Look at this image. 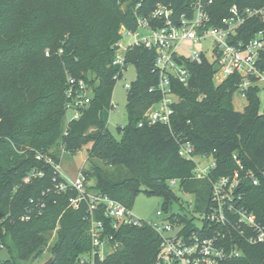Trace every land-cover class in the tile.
Returning a JSON list of instances; mask_svg holds the SVG:
<instances>
[{"label": "trees", "instance_id": "trees-1", "mask_svg": "<svg viewBox=\"0 0 264 264\" xmlns=\"http://www.w3.org/2000/svg\"><path fill=\"white\" fill-rule=\"evenodd\" d=\"M193 1L0 0V252L7 254L0 264L35 261L49 247L53 232L51 264H75L89 250L86 204L78 210L69 206L76 192H58L52 166L38 161V154L59 164L61 153H78L89 146V159L98 160L90 171H83L87 182L93 181L89 191L129 209L139 193L160 196L165 200L164 212L167 203L179 202L171 181L193 196L196 204L207 203L203 212L210 203V183L195 178V163L178 155L177 139L192 145L193 156L214 160L210 180L235 174L233 156L246 171H264V109L260 110L259 90L249 91L244 112L235 111L232 97L239 78L233 75L215 86L216 67L206 59L186 63L187 87L171 81L177 98L168 127L144 118L161 100L154 53L132 50L127 65L136 68L137 77L126 94L128 123L117 129L116 139L103 121L116 82L112 60L121 27L134 30L135 16L149 14L156 4L168 5L180 15L190 10ZM203 1L212 2L209 13L214 25L228 16L232 5L244 9L264 4V0ZM259 31L264 37V22L247 21L237 39L246 42ZM258 66L264 69V50ZM68 78L84 80L92 94L80 118L66 127ZM32 172L42 176L26 182ZM259 182L258 186L244 184L241 203L264 225V180ZM200 208L195 205L193 210L198 213ZM97 219L108 226L106 218ZM112 234L119 248L96 264H152L159 244L152 229L123 227ZM230 264H264V245L245 247Z\"/></svg>", "mask_w": 264, "mask_h": 264}, {"label": "built area", "instance_id": "built-area-1", "mask_svg": "<svg viewBox=\"0 0 264 264\" xmlns=\"http://www.w3.org/2000/svg\"><path fill=\"white\" fill-rule=\"evenodd\" d=\"M211 3L194 0L190 10L180 15L174 14L168 5L156 4L149 14L135 16L134 30L121 27L120 39L114 45L112 65L117 67V72L113 80L122 77L127 66V54L132 50L144 49L154 53L153 71L158 74L156 90L161 100L144 114L150 124L170 126L174 112L172 106L177 98L172 91L171 81L182 87L189 85L190 73L186 63L200 64L203 59L214 63L215 86L236 75L239 78L236 92L245 100L250 90L257 88L259 93L264 90V69L258 66L260 54L264 50L263 33H255L246 42L237 39L238 31L245 22H264V4L244 9L232 5L228 9V16L214 25L209 13ZM206 39L212 41L209 56L186 46L187 42L196 45ZM130 85L126 84L125 89L128 90ZM153 90L151 88L149 92ZM91 94L92 88L84 80L68 78L64 89L66 127L69 122L80 118L81 109L90 102ZM112 108L111 103L110 110ZM177 142L178 155L195 163V178L210 183L207 212L197 213L192 208V216H184V221H179L176 215L168 212L157 211L155 214L161 218L160 222H145L135 217L131 209L123 204L98 192L89 191L83 170L71 180L57 182V178L61 177L59 164L53 163L50 158L36 155L38 161L52 166V182L56 184L58 192L67 189L76 192V197L69 200V206L74 210H78L82 203L87 206L85 221L88 223L89 250L79 256L75 264L104 261L119 248L112 233L123 227L146 226L156 233L159 244L152 264H230L242 256L245 247L264 245V225L241 203L244 184L248 182L258 186L259 181L264 180V171H246L237 157L233 156L237 167L235 174L210 180L209 173L215 168L214 160L204 167L199 160L208 157H195L189 142L183 139H177ZM36 176L42 174L32 172L25 181ZM175 184L174 181L169 182L170 187ZM42 207L43 204L39 209ZM99 215L108 220L107 227L97 219Z\"/></svg>", "mask_w": 264, "mask_h": 264}, {"label": "rangeland", "instance_id": "rangeland-1", "mask_svg": "<svg viewBox=\"0 0 264 264\" xmlns=\"http://www.w3.org/2000/svg\"><path fill=\"white\" fill-rule=\"evenodd\" d=\"M212 44L211 39H206L196 45H193L189 42L186 43V46L190 50H197L204 54L205 56L210 55V46ZM137 71L133 65L128 64L125 68V71L121 77V79L117 80L113 86V92L111 97V103L113 108L111 110H105L102 114L103 121L106 124L107 130L110 134L116 139L119 138L117 133V129L124 127L128 123V117L126 113V94L127 90L125 89L126 84H131L136 80ZM259 101H260V110L262 111L263 103H264V90L259 93ZM232 106L233 109L237 112H244L245 107L247 106V101L239 96L237 92L233 94L232 97ZM89 146L83 147L78 153H61L59 156V167L61 177L64 180L73 179L80 170L90 171V167L93 163H98L96 159H89L88 150ZM212 160V158L208 157L204 160H199L202 166H207L208 163ZM93 181H89L88 185H92ZM172 192L179 200V202L171 201L167 203L168 206V214L178 215V216H187L191 217L192 212L190 211L192 208L194 209L195 205L200 206L201 212L206 209L207 203L198 202L195 203L193 196L188 195L180 191L178 184H175L171 187ZM164 198L156 195H148L145 193H139L137 197L134 199V202L131 206L132 214L145 221V222H160L161 218L156 217L157 211H163ZM182 203V204H181ZM181 204V207H180ZM199 212V213H201ZM164 214V213H163ZM200 215V214H199ZM197 214V216H199ZM56 240V234L53 232L51 234L49 247L54 244ZM46 248L43 255H41L35 261H27L21 262L19 264H45L49 259H51L50 248ZM7 256L6 252H0V262L5 259Z\"/></svg>", "mask_w": 264, "mask_h": 264}, {"label": "water", "instance_id": "water-1", "mask_svg": "<svg viewBox=\"0 0 264 264\" xmlns=\"http://www.w3.org/2000/svg\"><path fill=\"white\" fill-rule=\"evenodd\" d=\"M52 263V259H49L45 264H51Z\"/></svg>", "mask_w": 264, "mask_h": 264}]
</instances>
